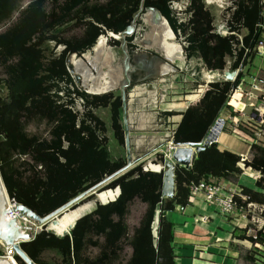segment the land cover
Segmentation results:
<instances>
[{"label":"trees","instance_id":"obj_1","mask_svg":"<svg viewBox=\"0 0 264 264\" xmlns=\"http://www.w3.org/2000/svg\"><path fill=\"white\" fill-rule=\"evenodd\" d=\"M183 1L184 20L172 9ZM230 2L224 24L215 27L203 0H0V176L9 198L45 217L125 167L121 96L85 93L67 62L72 55L81 58L101 36L123 33L141 8L140 16L147 8L159 11L182 43L186 61L199 62L198 72L218 73L209 83H195L193 89L205 85L196 103L165 114L180 116L171 132L175 144L201 143L219 114L230 109L229 101L247 75L244 68L259 55L264 34L260 0ZM132 40V35L125 39L130 54L135 49ZM108 44L119 47L120 41L110 37ZM227 68L235 72L233 80L217 78ZM98 110H107L108 123ZM244 127L238 128L255 138ZM107 130L124 149L122 154L111 150ZM240 161L239 155L219 150L217 143L205 146L188 169L175 165L170 199L161 195L164 168L150 165L161 170L151 172L137 161L99 188L104 191L97 198L102 203L113 199L118 189L114 201L96 203L90 214L77 220L93 207L89 203L78 207L94 195L86 198L70 210L77 221L68 235L56 236L42 227L20 245L21 250L35 264H176L175 224L169 215L190 205V189L201 181L236 183L242 174ZM242 164L259 177L257 190L239 187L233 197L236 207H260L264 219V140L250 144ZM135 202L143 212L130 227L127 220ZM250 229L233 227L231 240L254 245L245 250L244 262L264 264V225L248 235ZM15 260L24 264L16 256Z\"/></svg>","mask_w":264,"mask_h":264},{"label":"rangeland","instance_id":"obj_2","mask_svg":"<svg viewBox=\"0 0 264 264\" xmlns=\"http://www.w3.org/2000/svg\"><path fill=\"white\" fill-rule=\"evenodd\" d=\"M203 1L206 5V8L214 15L215 27L224 24V21L229 15L228 7L231 3L230 0H211L210 3L208 0ZM186 7V1L174 3L172 5V9L182 20L187 17V15L184 13L186 11ZM261 16L264 24V8L262 9ZM138 19L141 20V24H136V28L132 34V44L135 46V49L132 54L129 53L131 57L130 63L133 71L131 73V85L126 89L128 90V92L126 91V100L128 102L129 130L131 127L130 139H133L132 141L130 140L131 157L136 163L137 161H139V163H144V168L147 167V169H150V165L164 166L170 149L169 144H172L171 132L174 130L175 125L179 120L177 115L167 116L165 114L169 112H182L185 107V99L187 98L192 99V102L198 99L188 97L187 95L199 96L200 91H204L205 85H198L196 89H193V87L196 82L201 81L206 71L201 70V72H198L196 70L197 67H200L199 62L196 59H192L190 62L186 61L183 53L182 43L177 42L175 36H173V39H171L168 43L174 46H179L181 49V57L176 58L177 60H171L169 55L164 50H162V46L160 47L161 42L165 40V28L156 26L157 23H152L151 16H149L147 13L142 14V16H140ZM101 37L105 39L107 48L105 47L101 53L100 62L97 64H91L87 63L85 60L87 56L91 57L93 55V47L81 58H76V60H85L87 63V68L81 71L75 68V74L80 78V80L76 82L75 79H73L76 82L78 88L87 94H102L103 92L107 91L112 92L115 95H121V85L124 83V72L122 68L123 55L121 48L120 46L116 47L108 44L110 34ZM139 55H142L144 58L142 59ZM156 55L158 56L159 60H154L155 65L154 68L151 69L154 62L152 57H155ZM73 61L74 59L72 60V63ZM137 63H142L141 68L144 71L142 76L141 74H138L139 71H137V65H135ZM248 64L250 66H246L244 68V72L247 75L243 77V83L241 87L229 101L228 105L230 109H224L221 113L223 118L228 119L226 121L227 128L222 130L219 135V138L221 137V139L227 138V142L234 141L233 143L236 142V144L239 143L243 145L245 148L243 147L242 151L245 153L249 152V146L253 140L250 139L249 143L244 142L238 137L233 136L232 131L236 127L239 129L238 127L245 128L244 126H246L249 129V132H253V135L255 136L254 139L259 138V140L261 139V142L264 140V137L261 136L262 132L264 131V128L262 127V117H264V51L261 50V54L254 57L251 63ZM175 67H178V69H175ZM225 72L233 73V75L235 74L234 71H229L228 68L224 71V73ZM224 73L219 74V77L217 78H222ZM212 74L216 76L218 75V73H206V80L204 82L205 84L214 80H210V76H212ZM186 75H193V82L191 81L186 83ZM199 76L200 79L198 80L197 78ZM132 77H134V79H132ZM175 77H177V80L179 81H176ZM254 78L262 82H253ZM176 88H179L181 91L177 90ZM134 90L138 91L135 92ZM190 91L191 93L187 94ZM133 93H137V95L131 96ZM96 113L106 123H108L107 110H98ZM240 124L244 126H241ZM131 133L133 134L134 138L131 136ZM106 135L110 140L111 150L113 152L122 154L124 149L116 146L110 130H107ZM159 159H161V161ZM243 169L246 170L245 168ZM254 173L255 172H253V174ZM253 174L250 173L247 175L248 177L245 176V174L239 175L237 177V183H233V185L235 187L242 186L251 190H257L255 181L250 176ZM109 191L112 192V190ZM101 192L97 191L96 194ZM93 201L94 198L92 200L84 201L83 203L79 204L78 207ZM94 204L95 203H92V205ZM71 212H64L57 217V221L59 220L60 224H62L66 220V217H71L73 219V217L70 215ZM142 212V205L138 202H135L131 207V212L127 220L130 227H133L137 224ZM259 215L260 214L257 212H244L241 215L239 214V217L236 218L237 221H233L234 223L238 224L236 226L231 225L232 229L233 227L243 229L247 225H250L251 229L248 232V235H250L255 230H259V227H263L264 220ZM169 216L172 219L174 214L171 213ZM243 216L245 218H243ZM217 220L225 224V228L219 227L216 229L217 233L223 234L227 226L230 228V224L225 217H219ZM73 223H75L74 220ZM28 227L32 228L31 225H28ZM50 231L55 233L53 230ZM30 233L33 234L34 231H27L28 235ZM218 243L223 242L220 240ZM234 243L235 244L233 245L236 247L232 248L230 245L229 249L237 253L235 255V257H237L236 264H248L244 262L242 256L245 255L246 249H250L254 245L252 246L248 242L236 241ZM47 257H50V255L48 254Z\"/></svg>","mask_w":264,"mask_h":264},{"label":"water","instance_id":"obj_3","mask_svg":"<svg viewBox=\"0 0 264 264\" xmlns=\"http://www.w3.org/2000/svg\"><path fill=\"white\" fill-rule=\"evenodd\" d=\"M141 12H142V8L139 11V13L135 15L132 23L126 28V30L123 33H121L120 35L110 34L111 38L120 41V48H121V52L123 55L122 67H123V72H124V83L121 85V95L120 96H121V101H122V125H123V130H124V148H125V153H126L125 167H123L120 171L115 173L112 177L125 173L126 171L131 169L136 164V162L131 157L128 106H127V100H126V96H127L126 89L131 84V73L133 70H132V66L130 63L131 57L127 50L125 39L126 37H129L133 34L136 28L137 19L139 18ZM145 13L151 16L152 23H158L160 21L166 22V20L164 19V17H162L159 11H157L154 8L145 9ZM166 25L169 28L167 22H166ZM75 58H78V57L76 55L70 56L67 62V68H68L69 73L73 76V78L77 82L78 80H80V78L75 74L76 70L72 63V60ZM233 76H234L233 73H230V72H225L223 74V78L225 80H233ZM103 93H107V91ZM89 94L99 95L100 93H89ZM172 144L176 146H182V147L176 149L172 153L171 160H165V164L163 166L165 170L162 171L163 185H162V191H161L162 198L164 199H170L174 196L175 165H179V166H182L188 169L191 166L194 155L200 152L207 145L206 141L203 146L194 145V144H175L173 141H172ZM147 170L151 172H156V173L161 172L160 169L152 170L150 168ZM112 177L104 179L100 184L80 194L79 196L72 199L70 202H68L67 204L59 208L58 210L52 212L51 214L45 217H39L35 213H33L31 210H29L28 208L13 202V200L9 198L6 192V189L4 187L3 181L1 179V176H0V242L6 247H11L15 253V256L18 257L24 264H35L21 250L20 245L32 240L34 236L42 230V227H45V229L48 231L50 229L49 224L56 225L58 216H60L64 212L70 211L71 208H73L75 205H78L80 202L84 201L86 198L92 195H94V201L88 202L89 204L95 203L94 205H96V203H98L101 205H105L109 202L114 201L119 195L118 189L115 190L116 196L113 199L105 201L104 203L97 200L99 194H96L99 188L102 185L106 184ZM92 211H93V208L90 211H88L87 214H90ZM83 216L84 215L78 217L77 220H79ZM22 217L25 218L29 222L28 225H31L32 228L28 227V225H25L24 223L22 224L19 223V220ZM157 221H158V213H157V217H155L156 226L155 228L154 227L152 228L154 237H156ZM75 223L69 228L68 232H65L61 235H57L55 233L54 234L60 237L68 235L70 231L73 229ZM27 231H34V233L33 234L30 233L28 235ZM0 264H14V263L7 258H0Z\"/></svg>","mask_w":264,"mask_h":264},{"label":"crops","instance_id":"obj_4","mask_svg":"<svg viewBox=\"0 0 264 264\" xmlns=\"http://www.w3.org/2000/svg\"><path fill=\"white\" fill-rule=\"evenodd\" d=\"M175 69H178V67H175ZM206 73H211V72H206ZM205 74L201 79L202 82H205L206 80ZM192 76L193 75H186L185 82L186 83H189L191 81L193 82ZM175 80L179 81L177 80V77H175ZM177 90L180 89L178 88ZM134 91L137 92L138 90H134ZM190 93L191 91L188 92L187 94ZM202 93L203 91H200L199 96L187 95L188 97H193L194 99L196 98L198 99L194 100L193 102L192 99H188V98L185 99V103H184L185 107L183 110H185L189 105L196 103L201 98ZM132 95L133 96L137 95V93H133L131 94V96ZM127 106H128V102H127ZM178 117L179 120L177 121V123L180 121V116ZM128 120H129V116H128ZM130 131H131V127L129 133ZM131 136L133 137L132 133ZM233 142H227V138L221 139L220 137L217 142V146L221 151L223 150L229 151L239 155L240 157L248 158L249 152L245 153L242 151V148L244 146L237 143L239 145L238 146L236 142L235 143ZM239 167L241 168L242 171H244L242 172L241 175L245 174V176H247L250 173L253 174V172H251L250 170L247 169L244 170L241 165H239ZM208 181H217V180L213 178H209ZM221 182L228 183L231 186L232 190L236 192L239 191L240 189L239 187H241V186L235 187L233 183L227 181H221ZM93 206L94 207L92 208L94 209L95 205ZM87 213H84L83 215ZM173 214L174 217L172 218V221L175 224L174 246H175V253L177 255L176 264H236L237 257H235V255L237 253H235L233 250L232 252L231 249H229L230 244L231 243L235 244L234 242H236V240L233 241L231 240V234H230L232 231V226H236V224L233 222V219H229L228 223L230 224V228L229 226H227L223 234L217 233L216 229L219 227H224L225 224L217 220L221 216L213 213L212 209L205 202L204 196L202 194H197L191 200L190 205H188L184 209L178 208L176 212H174ZM215 240L218 242H220L221 240L223 243H218Z\"/></svg>","mask_w":264,"mask_h":264},{"label":"built area","instance_id":"obj_5","mask_svg":"<svg viewBox=\"0 0 264 264\" xmlns=\"http://www.w3.org/2000/svg\"><path fill=\"white\" fill-rule=\"evenodd\" d=\"M260 6L262 9L264 8V0H260ZM262 28L264 31V26H262ZM261 50L264 51V36H263L262 40H260L258 43L259 54H261ZM212 79H214L213 76L210 77V80H212ZM253 82L261 83L262 81L260 82V80L258 81L257 79L254 78ZM263 84H264V82H263ZM221 113L219 114L218 118L215 120L213 125L210 127L206 138L201 143H199L198 145L203 146L205 141L207 144L206 146H210V145L216 144L218 142V138H219L220 133L222 132V130L227 128L226 121L228 119V118H223ZM232 132H233L232 133L233 136L238 137L239 139H241L244 142L249 143L250 139L253 140V142H251V144L252 143L258 144L261 142L260 141L261 139L259 140V138L254 139V138H251L249 136L247 137V135L243 134L239 129H237V127ZM261 136L264 137V131L262 132ZM169 145H170V149H169L168 157L166 158L167 160H171L172 153L176 149L182 147V146L172 145L171 143ZM245 160H247V158L241 157V161H240L239 165L243 166L242 162ZM160 167H163V166H160ZM146 168L147 167H145L144 169L147 170ZM250 176L252 177V179L254 181H256L257 178L259 177V175L257 173H254L253 175H250ZM197 194H202L204 196L205 202L212 209L213 213H215L221 217H225L227 219H233V221H237L236 218L239 217V214L241 215L244 212H257L259 214H261V212H262V209L260 207H257V206L252 205V204L247 205L246 210L238 209L236 207V203H235L233 197L235 195L239 194V191L236 192V191L232 190L231 186L226 182L223 183V182L218 181V180L217 181H207V182L201 181L197 186L191 187V189H190L191 200ZM191 200H190V202H191ZM259 216H261V215H259ZM243 218H245V217L243 216ZM19 223L20 224L24 223L25 225L29 224V222L23 217L19 220ZM235 224L237 225L238 223H235ZM263 225H264V223H263ZM259 228H261V227H259ZM1 246L3 249L1 248ZM0 249L2 250V255L0 256V258L11 259L14 261V262L12 261L14 264H17L16 260H15V253L11 247H6L5 245H3L0 242Z\"/></svg>","mask_w":264,"mask_h":264},{"label":"bare ground","instance_id":"obj_6","mask_svg":"<svg viewBox=\"0 0 264 264\" xmlns=\"http://www.w3.org/2000/svg\"><path fill=\"white\" fill-rule=\"evenodd\" d=\"M208 2L210 3L211 0H208ZM156 26L165 28V34H164L165 40H163L161 42V45H160V46H162L161 47L162 50H164L169 55L171 60H174L176 58H180L181 57V49L179 48V46H174V45L168 43L171 39H173V34L170 31V29L167 27L166 22L160 21L156 24ZM105 47L107 48L106 41H105V39H103V37H100L98 39V41L96 42L94 48L92 49L93 55L91 57H89V56L86 57L85 60L87 61V63H91V64L92 63L93 64L99 63L100 58H101L100 55L103 52ZM85 60H83V59L76 60V58H75L73 61L75 68L80 70V71L83 69H86L87 63ZM164 170H165V168H164ZM70 215L73 217L72 212L70 213ZM73 220H74V218L72 219L71 217H66V220L62 224H60V221L58 220V221H56L57 222L56 225H52V224L49 225L50 230H53L57 235H61L65 232H68L69 228L74 224ZM23 235H25V234H23ZM9 260L13 261L11 259H9Z\"/></svg>","mask_w":264,"mask_h":264},{"label":"flooded vegetation","instance_id":"obj_7","mask_svg":"<svg viewBox=\"0 0 264 264\" xmlns=\"http://www.w3.org/2000/svg\"><path fill=\"white\" fill-rule=\"evenodd\" d=\"M160 47H161V46H160ZM139 56H141L142 59L144 58L142 55H139ZM139 56H138V57H139ZM138 57H137V58H138ZM152 58H153V61H154V60H159V58H158L157 55H156L155 57H152ZM142 59H141V60H142ZM142 61H143V60H142ZM138 63H139V61H138ZM138 63L135 64V65H137L136 68H137V71H139L138 74H141V76H142V74H144V71H143L142 68H141L142 63H141V64H138ZM154 65H155V61L153 62V67H151V69L154 68ZM150 66H151V65H150ZM122 68H123V67H122ZM140 72H141V73H140ZM133 75H134V74H133ZM132 79H134V77H132ZM133 82H134V80H133ZM130 85H131V84H130Z\"/></svg>","mask_w":264,"mask_h":264}]
</instances>
